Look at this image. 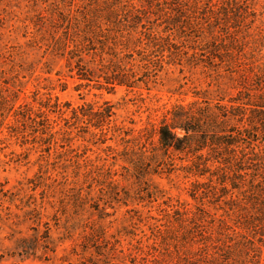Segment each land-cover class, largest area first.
Wrapping results in <instances>:
<instances>
[{
	"label": "rangeland",
	"instance_id": "374dc122",
	"mask_svg": "<svg viewBox=\"0 0 264 264\" xmlns=\"http://www.w3.org/2000/svg\"><path fill=\"white\" fill-rule=\"evenodd\" d=\"M182 110L264 144V0H0V264H264L220 150L161 148Z\"/></svg>",
	"mask_w": 264,
	"mask_h": 264
},
{
	"label": "trees",
	"instance_id": "16d2710c",
	"mask_svg": "<svg viewBox=\"0 0 264 264\" xmlns=\"http://www.w3.org/2000/svg\"><path fill=\"white\" fill-rule=\"evenodd\" d=\"M131 17L133 20H131ZM129 18L136 26L142 24L140 17L137 15L135 17L130 15ZM126 67L127 65L121 62L118 69H116V71L113 70L117 72L116 76L113 75L106 78L107 83L110 84L111 87L128 85L130 75ZM235 106L234 110L237 109L239 111V105ZM59 110H61L60 107ZM232 113L231 115L233 117L241 116L239 114L244 115L243 113H239L238 115L236 112ZM109 115L110 114H108V116ZM229 117L230 115L222 116L216 112L213 114L212 119L205 117V121L203 119V113L200 110L197 113L182 110L179 114L175 113L170 123L164 122L161 125L159 129V144L165 154L170 153L171 150H189L191 147L190 142H192L196 134V137H198V146L201 148V150L199 149L200 151L206 147H210L212 151L218 148L221 155L218 153L213 156L211 155L212 159H210V162L217 161L220 166L215 165L214 167H219L218 169L222 171L225 169L221 167V164L223 166L225 164L229 165V170H225L222 178L224 185H226L225 189L227 190V195L231 194V198L229 199L231 202L228 205L240 212H242L243 209H241V206L234 204L236 201L242 202V200H246L247 204L252 205V207L255 206L254 208L257 210V215L242 223L245 227L252 228L257 223H264V144L260 143L256 145V142H259V140L256 139L254 133L251 134L253 129L252 122H249L247 125L243 123L240 126L242 129L237 133L235 131L229 133L227 129L223 130L221 125L224 124ZM208 128H210V130H208ZM179 130L183 131L182 135L179 134ZM243 140H246V142L244 143ZM243 145H245L246 149L243 148ZM241 151L243 155L240 157L239 153H241ZM223 155H226L225 159ZM146 158H148V162L154 163L152 154H149V156L140 155L134 160H129L130 172L132 175H135L137 179H143L146 176L144 173L147 169L145 167ZM201 160L202 159H200V161ZM251 162H253L254 168L250 167V164H252ZM209 166H212L211 163ZM235 166H237V168H235ZM249 174H251L252 178L247 180V175ZM238 184H242L243 186L239 187ZM233 194H236V198L233 197Z\"/></svg>",
	"mask_w": 264,
	"mask_h": 264
}]
</instances>
